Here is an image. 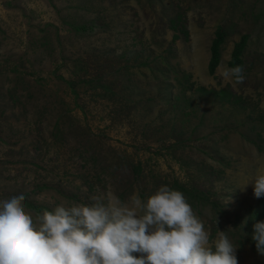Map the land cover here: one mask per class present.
<instances>
[{
	"label": "rangeland",
	"instance_id": "1",
	"mask_svg": "<svg viewBox=\"0 0 264 264\" xmlns=\"http://www.w3.org/2000/svg\"><path fill=\"white\" fill-rule=\"evenodd\" d=\"M178 10L187 33L173 39ZM244 34L237 83L221 73ZM261 169L264 0H0V201H146L176 180L202 189L189 204L210 244L224 231L238 264H264L251 239Z\"/></svg>",
	"mask_w": 264,
	"mask_h": 264
},
{
	"label": "clouds",
	"instance_id": "2",
	"mask_svg": "<svg viewBox=\"0 0 264 264\" xmlns=\"http://www.w3.org/2000/svg\"><path fill=\"white\" fill-rule=\"evenodd\" d=\"M221 75L244 80L239 65ZM251 185L256 198L264 196V169ZM24 200L21 194L0 201V264H238L225 232L217 231L210 244L185 196L168 186L146 201L134 194L122 202L113 194L37 213ZM251 239L264 255V222L253 224Z\"/></svg>",
	"mask_w": 264,
	"mask_h": 264
},
{
	"label": "trees",
	"instance_id": "3",
	"mask_svg": "<svg viewBox=\"0 0 264 264\" xmlns=\"http://www.w3.org/2000/svg\"><path fill=\"white\" fill-rule=\"evenodd\" d=\"M181 16L182 13L178 10V13H176V15L171 17V19L169 20V27L172 28L173 30H176L173 39L178 38L180 36V32L183 34L187 33L185 30L186 25L185 23L182 22V18H180ZM225 37H226V31L224 30L223 26L219 25L215 30L214 37L210 44V56L208 61V72L210 74H214L216 68L220 64L221 49L225 41ZM247 41H248V35L244 34L239 38L238 41L234 43L232 51L230 53V58L227 63L230 68L238 65L243 68V52L246 47ZM134 167L136 169H139L141 165L137 163L134 165ZM170 188L173 190L180 191L185 196L187 202L191 204H194L196 200H198L199 198L204 197V195L201 192L202 189L198 190L195 187L188 188L176 180L170 184ZM260 215L261 216L259 217L257 222H264V196H261V200H260Z\"/></svg>",
	"mask_w": 264,
	"mask_h": 264
}]
</instances>
